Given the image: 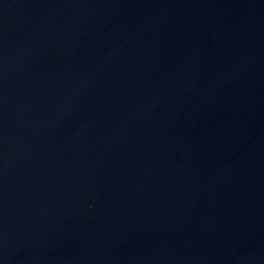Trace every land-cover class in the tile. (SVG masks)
<instances>
[{
    "label": "water",
    "instance_id": "95a60500",
    "mask_svg": "<svg viewBox=\"0 0 264 264\" xmlns=\"http://www.w3.org/2000/svg\"><path fill=\"white\" fill-rule=\"evenodd\" d=\"M53 264H264V0H151Z\"/></svg>",
    "mask_w": 264,
    "mask_h": 264
}]
</instances>
